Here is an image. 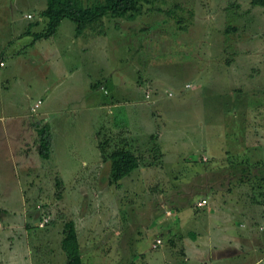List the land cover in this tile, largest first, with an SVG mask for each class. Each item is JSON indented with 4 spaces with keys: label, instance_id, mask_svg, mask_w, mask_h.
I'll return each mask as SVG.
<instances>
[{
    "label": "rangeland",
    "instance_id": "rangeland-1",
    "mask_svg": "<svg viewBox=\"0 0 264 264\" xmlns=\"http://www.w3.org/2000/svg\"><path fill=\"white\" fill-rule=\"evenodd\" d=\"M45 4L0 0V39L15 29L5 26L6 16L16 11L21 19L29 11L36 20ZM107 17L98 25L103 32L84 28L78 36L74 22L62 18L50 37L34 43L44 56L41 65L27 60L25 70L13 69L19 74L9 89L16 95L0 112L44 111V118H56L50 160L69 171L64 184L51 178L25 185L31 189L27 223L40 219L46 230L42 235V228H31L38 237L30 240L27 256L7 261L0 253L6 264H67L59 250L66 218L75 223L83 264H205L198 253L182 261L185 245L197 235L188 210L212 206H197L209 197L205 192L228 197L251 190L261 203L241 195L239 202L264 215V195L257 193L264 191V7L249 0H151L140 13ZM19 20L17 28L26 21ZM21 38L13 41L26 40ZM18 78L29 82L28 93ZM117 146L140 158L119 187L108 182L107 153ZM244 158L257 163L250 162L249 183L238 184ZM12 190L15 196L18 189ZM14 199L2 200L4 207H20L23 198Z\"/></svg>",
    "mask_w": 264,
    "mask_h": 264
},
{
    "label": "crops",
    "instance_id": "crops-1",
    "mask_svg": "<svg viewBox=\"0 0 264 264\" xmlns=\"http://www.w3.org/2000/svg\"><path fill=\"white\" fill-rule=\"evenodd\" d=\"M44 6H41L39 10L44 8ZM8 7L14 9L12 2H10V6ZM27 14H30V16H27ZM32 15V12H23V17L20 19L16 16L15 11L13 18L12 13L6 16V18H10V20L5 26H10L12 23L11 26H14L15 29L9 35L1 37L0 39L1 110L7 102H13V98L16 95L9 89L11 86L9 81L12 80V82H14L17 77L16 74H19L13 71L14 67L20 65L22 69L25 70L27 60L29 63H38V59H44L43 55H40L37 51L33 50L34 45L37 44H34L36 39L32 36L34 33H32V31L37 32L42 29L43 19L37 16V19L35 20ZM24 19H26V21H24L25 23L19 24L17 28L16 21H23ZM1 21L2 20L0 19V22ZM4 28L5 27L2 26V29ZM0 31H2L1 28ZM22 36L26 38L22 43H15L13 41L15 38H18L17 40L20 41ZM74 36L78 35L75 34ZM26 46L30 47V49L26 50ZM33 54L36 55L33 56ZM39 65H41V63L35 64L37 67H39ZM18 79L26 83V93H28V87L30 86L29 82L24 79ZM37 98L39 99L40 96ZM30 107L31 105L29 108ZM34 113L29 112L28 116L27 113L15 112L5 114L0 112V201L15 200L14 197L18 200L23 198L20 207L16 208L11 206L7 209L4 207L6 204H4L3 201L0 202V228L5 232L0 235V253L4 255V259L7 261L12 259L14 255H18V253L22 256H27L29 254L30 240L38 237L37 234L34 235L35 231L31 228L34 226L42 228V235L46 230V224L43 226L38 225L40 219L33 218L31 225L27 223L30 218H27L26 216L29 215L30 212L26 210L27 202L25 199L28 192H31V189H26L25 185L28 186L30 183L38 184L40 182L46 183L48 180L52 181L50 180L51 178L54 182L60 181V183L64 184L65 181L62 175H65L69 171H62L60 168L61 166H58L57 162H52L50 160L53 152L51 147L48 157L42 158L40 156L38 152L37 127L42 124L49 126L52 145L54 140V126L58 124V120L54 117L47 119L44 118L48 117L47 112L44 111L36 112V114ZM60 124L62 125L63 121H61ZM42 161H47V163L51 162L52 164H47V166L44 167ZM50 169L51 173L54 171L52 177L49 174ZM68 176L70 175L67 174L65 177ZM13 185L14 188L18 189L17 191H14V194H16L15 196L10 195L13 191ZM243 190L244 188L240 189L239 195L236 192L231 191L226 194L229 195L228 197L221 193H216V195L210 197V194L205 192L209 197L206 195L207 198L202 196L201 199H206L207 203L211 202V208L208 207L197 212L188 210V214H192L195 217V222L193 223H195V228L197 229L195 233L197 235L195 236L194 233L195 239L192 238V240L188 241L186 245L183 243L187 247V251L183 253L182 261L188 254L192 255L193 253H198V259H206L204 261L205 264L210 261H218L224 258L236 259L237 264H263L264 234L261 230L264 228V215H261L263 212L260 213V210H256V213L254 214L252 209L246 207L247 204L239 202L238 196L240 195V197H243L245 200L249 199L248 195L246 192H243ZM20 191L23 192L21 198H19ZM197 201H199V199ZM237 205H239L238 208H236ZM197 206L203 207L204 204ZM37 210H40V208L31 212L35 213L34 215H37L39 212H37ZM236 213H239L240 217L237 218ZM192 215H188L189 218ZM213 219H216V221L219 222L214 223ZM231 226L236 227L238 232L231 233ZM243 227L245 229H243ZM49 231L50 227L46 232ZM169 231L168 228L167 233H169ZM198 238H200V240H198ZM59 250L60 254L62 253L63 256L64 252L61 247ZM2 257L3 256L0 255V264H6L7 262L4 263L6 260L4 261Z\"/></svg>",
    "mask_w": 264,
    "mask_h": 264
},
{
    "label": "trees",
    "instance_id": "trees-1",
    "mask_svg": "<svg viewBox=\"0 0 264 264\" xmlns=\"http://www.w3.org/2000/svg\"><path fill=\"white\" fill-rule=\"evenodd\" d=\"M151 0H97L88 2V0H46L45 7L39 10L38 16L43 19V27L40 31L33 33V38H45L53 34L62 18H69L74 22L75 34L78 35L84 28H90L94 33H100L104 31L105 26L102 28L99 24L105 23V17L115 18L120 16H132L141 12V5L144 2H150ZM252 5H259L264 7V0H249ZM167 15H171L170 10H165ZM178 28L183 29L180 24V17L176 20ZM100 27V28H99ZM38 135V152L42 158L48 157L50 153L51 145V132L50 128L46 124H42L37 127ZM156 146V145H155ZM157 147V146H156ZM108 166V182L119 187L122 177L128 175L139 165V156L131 149L123 146H117L112 148L107 153ZM252 161L249 159L240 160V176L238 184H248L250 181L251 165ZM244 164V167L242 166ZM253 167V166H252ZM247 171V172H245ZM255 173H252V176ZM236 176V177H238ZM242 176V177H241ZM244 181L242 178H244ZM256 176V175H255ZM247 177H249L247 179ZM254 177V176H253ZM264 180V178L262 179ZM248 182V183H247ZM59 184L60 181H56ZM262 183H264L262 181ZM61 184V183H60ZM252 189L256 188L252 182L250 184ZM258 184L257 186H259ZM249 199L255 201V204L259 205V195H255L253 192L245 191ZM264 195V191L260 188L257 192ZM60 247L64 252L67 264H83L81 260V250L77 240V232L75 229V223L71 218L63 220L62 236L60 240Z\"/></svg>",
    "mask_w": 264,
    "mask_h": 264
},
{
    "label": "built area",
    "instance_id": "built-area-1",
    "mask_svg": "<svg viewBox=\"0 0 264 264\" xmlns=\"http://www.w3.org/2000/svg\"><path fill=\"white\" fill-rule=\"evenodd\" d=\"M28 16H30V14H28ZM38 102H40V100H37V102L34 103V105L30 107L31 110H34V109H35V107L38 105V104H37ZM204 202H206V199H202V200L199 202V204H202V203H204ZM45 221H46V219L44 218L43 221L40 222V225H42ZM159 242H160V239H159V238L155 239V241H154V243L152 244V246L155 247Z\"/></svg>",
    "mask_w": 264,
    "mask_h": 264
}]
</instances>
